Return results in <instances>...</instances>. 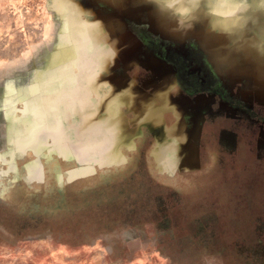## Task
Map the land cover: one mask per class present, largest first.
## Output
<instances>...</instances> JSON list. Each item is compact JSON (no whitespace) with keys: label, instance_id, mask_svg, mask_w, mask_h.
Listing matches in <instances>:
<instances>
[{"label":"rangeland","instance_id":"rangeland-1","mask_svg":"<svg viewBox=\"0 0 264 264\" xmlns=\"http://www.w3.org/2000/svg\"><path fill=\"white\" fill-rule=\"evenodd\" d=\"M52 3L0 0V264H264V0Z\"/></svg>","mask_w":264,"mask_h":264},{"label":"flooded vegetation","instance_id":"flooded-vegetation-1","mask_svg":"<svg viewBox=\"0 0 264 264\" xmlns=\"http://www.w3.org/2000/svg\"><path fill=\"white\" fill-rule=\"evenodd\" d=\"M140 48L138 51H141L142 49H144V45L141 43L140 44ZM128 48V46H127ZM142 48V49H141ZM167 52H170V50H166V52H164L165 54H167ZM178 53L176 54V57H172L169 58L167 56H165L162 61H160V59H157L156 57H152L154 60H155V64H154V67H152L155 71L159 70V68H165V66H170L172 68V70L175 72V74H180V71L182 70L181 68V61L184 60L185 57H188L189 56V53L187 52H179L177 51ZM175 54L173 51L170 52V54ZM158 56V55H157ZM148 56H143L142 54L140 53H137V51H133V53L129 56V57H126V60H128V64H132V63H135L137 64L138 62L139 63H142V60L144 59H147ZM165 59V60H164ZM195 62V61H194ZM193 61H190L188 64H187V68H188V71L189 73H192L191 71L192 70H196L195 73L196 76L199 77V81L200 82V79H201V82L203 83V81L205 82V79H209V78H212V73L210 71V69L205 66L204 62L200 63H194ZM153 63V62H152ZM222 76L224 77V75L222 74ZM200 82V83H201ZM204 84V83H203ZM213 84V83H212Z\"/></svg>","mask_w":264,"mask_h":264},{"label":"snow or ice","instance_id":"snow-or-ice-1","mask_svg":"<svg viewBox=\"0 0 264 264\" xmlns=\"http://www.w3.org/2000/svg\"><path fill=\"white\" fill-rule=\"evenodd\" d=\"M66 3H68V0H53V3L50 4V7H53L54 9H56L57 11L60 10V8L65 5ZM54 70V69H53Z\"/></svg>","mask_w":264,"mask_h":264}]
</instances>
